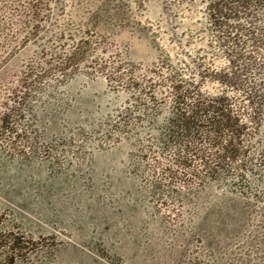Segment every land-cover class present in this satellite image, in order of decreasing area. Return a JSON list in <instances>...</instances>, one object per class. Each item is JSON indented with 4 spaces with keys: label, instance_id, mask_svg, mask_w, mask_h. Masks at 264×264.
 <instances>
[{
    "label": "rangeland",
    "instance_id": "374dc122",
    "mask_svg": "<svg viewBox=\"0 0 264 264\" xmlns=\"http://www.w3.org/2000/svg\"><path fill=\"white\" fill-rule=\"evenodd\" d=\"M53 6L52 14L41 8L42 18L50 14L49 31L69 33L56 48L71 50L82 39L91 60L69 65L46 120L31 118L33 140L44 126L60 155L20 162L9 150L0 152V226L25 230L48 252V264H264V204L230 193L225 198L216 185L205 201L196 193L188 204L152 197L148 172H138L132 160V143L108 138L128 94L107 79V62L126 75L161 78L177 71L197 87L199 65L226 66L206 0H60ZM35 49L34 43L20 47L14 66ZM200 86L220 89L209 80ZM8 89L0 81V103Z\"/></svg>",
    "mask_w": 264,
    "mask_h": 264
},
{
    "label": "trees",
    "instance_id": "16d2710c",
    "mask_svg": "<svg viewBox=\"0 0 264 264\" xmlns=\"http://www.w3.org/2000/svg\"><path fill=\"white\" fill-rule=\"evenodd\" d=\"M57 2L0 0V35L6 42L0 46L5 52L0 54V81L9 88L0 103V152L9 150L20 162L43 153L47 159L60 155L44 126L33 140L31 118L46 120L69 65L91 60L84 57L82 39L71 50L56 48L69 33L57 27L51 34L50 14L42 18L41 8L52 14ZM206 5L213 42L225 53L226 66L199 65L197 87L177 71L161 78L126 75L107 62V79L128 94L108 138L132 143V160L138 172H148L152 197L188 204L196 193L198 201H205L216 185L224 197L230 193L237 201L264 204V0H206ZM29 43L35 52L14 66L16 51ZM1 74L7 78L1 80ZM204 80L217 82L220 89L201 88ZM151 152L153 157H144L151 159L150 166L141 155ZM43 248L21 227L0 226V264H48Z\"/></svg>",
    "mask_w": 264,
    "mask_h": 264
}]
</instances>
